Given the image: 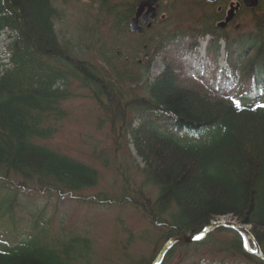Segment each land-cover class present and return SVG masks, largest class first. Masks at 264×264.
<instances>
[{"label":"trees","instance_id":"obj_1","mask_svg":"<svg viewBox=\"0 0 264 264\" xmlns=\"http://www.w3.org/2000/svg\"><path fill=\"white\" fill-rule=\"evenodd\" d=\"M175 1L186 12L199 11L189 26L203 22L201 0ZM87 6L84 48L93 51L96 45V59H81L72 43L59 39L55 28L61 16L53 0H0V35L9 38L8 58L0 64V264H152L166 241L198 234L229 216L250 227L264 254V30L240 39L236 51L228 48L232 63L242 65L234 66L239 79L251 86L245 95L251 102L242 105L189 89L169 68L151 77L145 58L162 48L164 39L127 51L142 52L143 61L137 54H120L114 45L99 46L93 34L106 22L115 34L125 33L132 1L90 0ZM257 12L264 17V2ZM72 82L94 103L97 126L107 128L112 139V158L97 155L98 166L121 178L119 187L114 189V180L112 190L94 200L81 192L99 184L97 166L46 145L64 118L62 104L72 97ZM121 150L134 161L133 176L125 173L130 163L117 155ZM19 191L111 210L114 233L120 231L112 238L114 248L95 261L94 242L62 229L52 234V217L16 230ZM126 208L144 222L142 230L120 217ZM161 264L264 262L243 251L234 231L219 228L200 242L176 244Z\"/></svg>","mask_w":264,"mask_h":264},{"label":"rangeland","instance_id":"obj_2","mask_svg":"<svg viewBox=\"0 0 264 264\" xmlns=\"http://www.w3.org/2000/svg\"><path fill=\"white\" fill-rule=\"evenodd\" d=\"M89 1L90 0H53L55 8L58 10V17L61 16L56 23V33L62 42L68 41L74 45L76 55L81 59L89 57L95 58L97 50V46L94 45L95 49L93 51H85L84 46L88 43H86L85 34L81 33L82 30H80V28H83L81 24H86L85 14L88 10L87 2ZM171 2L172 0L159 1L161 14L158 13V18L154 25L155 30L151 32L148 37L139 39L140 42L136 41L137 38L129 36V34H123L122 36L115 34L112 22H106L104 25L99 26L95 34H93V40L97 38L99 40V46L101 45L103 49H109L110 46L112 47V45H114V47L120 51V54L123 53L125 54L124 56L137 54V57L141 59L143 55L141 52H126L125 44H128L130 50H135L142 42L144 43V41L156 37L157 34L162 33V36H164L173 29L171 24L175 20H172L171 11L168 9ZM96 11L97 8L95 7L94 10H90V12ZM103 17L104 15L101 14L100 18L102 19ZM92 22L93 20L90 19L89 23L91 26ZM240 22L249 23V20L247 17H244ZM84 27H86V25ZM82 40L85 41L82 42ZM80 42H82V46L79 45ZM137 44L140 45L137 46ZM6 45V36L1 35L0 64L6 63ZM179 45H181L179 48H177L176 45L168 46L163 52L155 56L151 66V76H157L162 68L168 65L178 76L179 81L183 82L189 89H194L200 94H204L211 98L217 96L215 90L220 88L219 90L221 91V87L216 84L217 79L219 81H226V79L223 78L224 76L219 75L221 67L224 66L223 60L220 59L216 64L211 62L212 66L210 70L213 69L212 75L205 73L204 78L206 81H201L195 77V74L192 77V72L187 66L186 59L182 60L180 57L182 56L180 54H184V48L186 51L187 41L184 40ZM103 52L105 51L103 50ZM218 86L219 88H217ZM69 87V92L72 94V97L62 104V109L65 114L64 118L56 124L54 136L51 140L46 142V145L53 149H59L62 153L70 157L79 158V160L93 161L94 165L97 166L96 168L102 173V177L95 188L84 190L81 192V195L84 197H91V200H94L92 199L93 196L101 193V191H111L114 180L117 181L114 189H116L117 186L119 187L121 178L116 176L112 169L103 170V168L98 166L99 161L91 157L92 155L97 158L93 153L96 155L103 154L105 158L107 157L110 160L112 158L110 150L112 139L107 135V128H98V114L94 104L86 98L87 95L85 91L79 89V86L77 87L74 82ZM235 94L238 93H236L233 88L230 89L228 99L237 100V95ZM117 155L119 157L123 156L125 160L129 158L130 167L125 173H129L133 176L134 161L130 156L127 157L124 155L122 150L119 151ZM132 156H134L133 153ZM113 157H116L115 153ZM137 163L141 165L139 159ZM20 195L21 194L18 196ZM25 200L26 199L22 198V196L17 200L19 206H16L14 221L16 230H29L32 222L39 221V223L45 224L52 217V234L62 229L66 233L70 232L76 235L87 236L94 242V255H97V258H94L95 261L98 260L99 257L104 256L110 248H114L110 245L112 243V238L114 235L120 234V231L116 228V233H114V214L111 210L97 207L95 204H84L77 200H64L60 202L55 198L47 199L45 196L37 197L33 203H27ZM135 215L136 214H133L130 209L126 208L125 211L121 212L120 217L130 226L129 228L133 230H142L144 228V222ZM223 219L235 222L230 216ZM97 262L102 264L101 261Z\"/></svg>","mask_w":264,"mask_h":264},{"label":"water","instance_id":"obj_3","mask_svg":"<svg viewBox=\"0 0 264 264\" xmlns=\"http://www.w3.org/2000/svg\"><path fill=\"white\" fill-rule=\"evenodd\" d=\"M243 2H244L245 7L252 8V9L256 8L258 5L257 0H243ZM156 9H157V0L142 1L136 10L135 17L130 21V24H129L130 31L131 32H137L138 34H141L143 32V29L138 27V19L142 15V18H141L142 23H145L146 20H148V19L153 20L156 16ZM229 20H230V18L227 21H229ZM262 25L264 27V22ZM148 27H149V25H148ZM220 226L229 227V228L235 230L241 237H243V235L247 233L243 226H241L239 224L230 223V222L212 223L211 226L206 228L205 233L209 232L212 228H216V227H220ZM200 239H201V236H197L193 239V241H198ZM177 241L178 242H186L187 240H185L183 238H179V239H177ZM173 242L174 241L172 240V241L167 242L164 245V247L161 250L160 255L158 256V258L156 259L154 264H160L164 254L172 246ZM255 250H256V254L261 259L264 260V257L259 253V249L257 247H255Z\"/></svg>","mask_w":264,"mask_h":264},{"label":"snow or ice","instance_id":"obj_4","mask_svg":"<svg viewBox=\"0 0 264 264\" xmlns=\"http://www.w3.org/2000/svg\"><path fill=\"white\" fill-rule=\"evenodd\" d=\"M199 238V237H198Z\"/></svg>","mask_w":264,"mask_h":264}]
</instances>
